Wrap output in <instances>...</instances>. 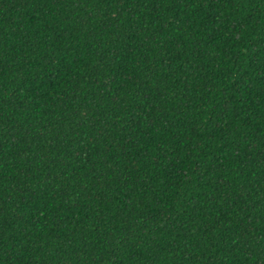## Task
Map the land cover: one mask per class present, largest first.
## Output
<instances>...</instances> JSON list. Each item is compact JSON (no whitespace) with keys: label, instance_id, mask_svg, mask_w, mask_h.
<instances>
[{"label":"trees","instance_id":"1","mask_svg":"<svg viewBox=\"0 0 264 264\" xmlns=\"http://www.w3.org/2000/svg\"><path fill=\"white\" fill-rule=\"evenodd\" d=\"M0 264H264V0H0Z\"/></svg>","mask_w":264,"mask_h":264}]
</instances>
